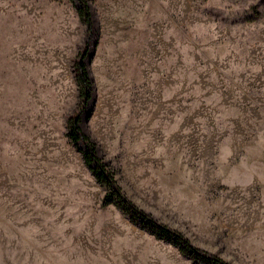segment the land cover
Masks as SVG:
<instances>
[{"label": "rangeland", "instance_id": "1", "mask_svg": "<svg viewBox=\"0 0 264 264\" xmlns=\"http://www.w3.org/2000/svg\"><path fill=\"white\" fill-rule=\"evenodd\" d=\"M85 1L0 0V264H264V0Z\"/></svg>", "mask_w": 264, "mask_h": 264}, {"label": "trees", "instance_id": "2", "mask_svg": "<svg viewBox=\"0 0 264 264\" xmlns=\"http://www.w3.org/2000/svg\"><path fill=\"white\" fill-rule=\"evenodd\" d=\"M78 13L86 24L88 30L90 29V13L85 0H78ZM74 78L77 83L78 88V98L84 104L91 96L90 90V78L88 71L85 67V64L82 60H75L74 62ZM65 135L68 141L72 146L80 152L84 164L89 168V170L94 175L95 179L100 182L105 190V200L110 202L111 198H118L122 202L125 201V197L114 180L113 176H110L105 173L103 170L102 164L99 157L95 152V144L92 139L86 135L80 127V117L79 115H69L66 119V132ZM109 196H111L109 198ZM134 211H130L131 217L135 220V216L140 219H144L146 225L149 228L151 233H154L158 238L168 240L173 244L177 245L182 252L189 251L191 249L188 240L185 239L181 233L178 231L172 230L165 225L159 224L147 215L144 211L138 209L137 207L133 208ZM190 252V251H189ZM191 252L194 256H197V252L194 249H191Z\"/></svg>", "mask_w": 264, "mask_h": 264}]
</instances>
